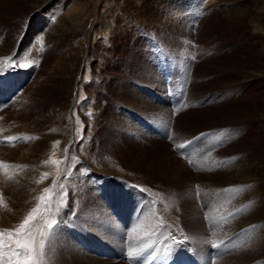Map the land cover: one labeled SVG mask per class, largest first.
<instances>
[{"label": "rangeland", "instance_id": "rangeland-1", "mask_svg": "<svg viewBox=\"0 0 264 264\" xmlns=\"http://www.w3.org/2000/svg\"><path fill=\"white\" fill-rule=\"evenodd\" d=\"M8 1L9 9L0 7V59L10 58L9 65L17 66L0 64V82L6 80L8 85L6 93L0 90V162L26 167L0 165V209H9V222L0 229L18 226L40 203L37 198L48 195L44 190L57 185L48 204L51 211L33 226L39 241V231H48L45 221H57L45 240L44 259L49 258L53 235L66 229L63 232L77 238L73 220L78 208L71 182L86 178L88 171L106 172L105 182L118 183L117 196L126 194L120 191L125 187L137 191L140 185L135 182L142 184L143 168L130 166L127 153H139L138 143L165 144L172 158L196 170L215 169L223 160L235 157L251 159L264 169V0L252 4L231 0L225 8L224 0H170L169 14L159 0H141L144 5L138 0H55L40 11L33 9L34 0ZM77 1H83L82 8ZM79 8L85 13L78 20L67 17L70 9ZM222 8L232 17L222 14ZM58 28L60 32L53 33ZM23 62L32 66L19 67ZM113 115L118 123L113 122ZM124 123L132 129L126 130V136L122 134L129 149L122 141L111 145L106 138L107 128L122 129ZM63 129L69 131L60 133ZM45 134L55 138H45ZM7 137L24 139L9 142ZM180 144L186 147H176ZM210 154L216 155L213 161H221L194 160ZM91 156L103 158L101 170L91 163ZM189 160H193L191 164ZM196 179L194 185L201 184L202 176ZM143 186L136 194L152 200L149 204L155 210L150 224L161 232L160 226L171 220L165 222L156 210L158 193ZM168 190L173 194L177 189ZM177 202L170 207L171 211L177 207L179 214L195 207L183 206L182 199ZM174 219L184 229L182 216L174 214ZM207 221L203 225L208 227ZM172 237L174 233L165 239ZM186 237L183 232L175 240ZM207 239L211 243L217 240L211 234ZM59 240L57 236L53 241L55 249L60 247ZM124 240L128 247L129 236ZM144 240L142 235L137 239L140 248L150 242ZM150 244L146 245L149 251H135L133 260L131 255L125 258L129 251L123 258L114 256L109 248L97 254L103 259L101 264L119 259L145 264L150 253L157 254ZM185 257L194 258L191 254ZM44 259L42 263L47 264ZM211 259L209 264H259L254 262L259 258L251 256L225 262ZM4 263L15 264V259Z\"/></svg>", "mask_w": 264, "mask_h": 264}, {"label": "bare ground", "instance_id": "bare-ground-1", "mask_svg": "<svg viewBox=\"0 0 264 264\" xmlns=\"http://www.w3.org/2000/svg\"><path fill=\"white\" fill-rule=\"evenodd\" d=\"M7 1L8 0H0V7L4 10L9 9L7 8L9 1ZM54 1L55 0H34L32 6L34 10L37 9L40 11L42 8L46 10L48 7H51L50 5L53 4ZM140 1L141 0H138L139 4ZM159 1L160 4H162L161 6H164L165 11L169 14V12H171V1ZM224 1L227 3L224 8L228 7L229 3L231 4V0ZM253 1L255 0H248L250 4H252ZM46 3L49 6H46ZM173 3H175V1ZM77 4L82 8L83 1H77ZM84 4L87 3L85 2ZM140 5L144 4L141 3ZM81 8L78 10L70 9L67 13V17L69 16L74 20H78L79 16L85 13V9ZM222 14L230 18L232 17L230 11H224V9ZM232 15L234 17L235 14L232 13ZM56 32H60L59 28L56 31L54 30L53 33ZM87 47L88 46H86V48ZM6 84V80H1L0 90L2 89L5 93L8 86ZM109 108L110 107H108V109ZM115 119L116 116L113 115L112 120L116 123L117 121ZM109 126L111 127L112 125ZM69 129H63L59 132L66 134ZM134 129L135 128H133V130ZM126 130H128V133L132 130L128 129V126L126 127V123L123 124L122 129L119 126L107 128V131L104 129V132H107L106 138L110 139L108 143L111 142L112 145L117 144V142L121 143L120 141H122L123 144L124 140L122 134L126 136ZM52 135L53 134H45V138H55ZM142 143H138L140 147L137 146L141 149L139 153L132 154L131 151L127 153L128 163L132 167L142 166V175H140L139 179L144 186L141 183H135L158 193L159 203H156V210L159 211L158 214L162 215L165 222L171 220L170 223H166L162 227L160 226L159 230H161V232L158 231V228L155 229L153 223L150 224L152 211L155 209H151V204L149 203H151L152 200L148 198V195L136 194L140 186L136 187L137 191L132 192L125 187L120 191L126 194L120 195L118 193L117 196V191L119 190L117 186L118 183L112 185V183L105 182L104 180L106 178H104V176L108 175L106 172L105 174L100 173L102 175L101 177L97 172L88 171L85 175L86 178L81 177L80 180L76 179L74 183L71 182V186L74 187L73 190L76 191V194L74 193L75 198H73L74 206L78 208L74 212L77 213V215L74 216L76 219L73 220L74 228H76L75 232L78 233L77 238L75 235L72 237L73 234L71 232H69V234L68 232H63L66 229H63L61 233L55 237L53 235V241L56 240L57 236L59 237L60 240L58 245L60 247L55 249V247H53L55 244L53 245L54 242L52 241V245H50L51 247L47 253L49 254V256L47 255L49 258L47 259L46 257L44 262L46 261L47 264H101L103 259L100 258L98 254L102 255L103 253H98L99 251L103 250L104 252V250L109 248L115 251H113L114 256L117 257L120 255V258H123L127 251L130 253L135 251L136 253L149 251L150 247L148 248L146 245L151 243L149 246L155 245L153 247V252L157 254L150 253L145 260V264H165L169 260H174L178 264H209L211 258H215L216 260L223 258L224 261L229 258L237 259L238 256H251L253 259L259 258V260L255 259L254 262L257 261L259 264L264 263V195H260L264 194V169L262 165L260 166V163H254L251 159H241L239 156L237 160L234 156L235 158L223 160L222 165L215 169L208 167L207 169L196 170L188 166L185 161L172 158L165 144L158 145V142H151L145 145ZM124 146L126 149L128 148L126 143H124ZM144 152L147 154L144 155ZM215 157V154H210L205 158H194V160L211 162ZM219 159L216 161L214 160L212 163L217 164L221 161ZM102 160L103 158L101 156L97 157V159L93 157L91 163H94L95 167L101 170ZM197 176H202L201 184L194 185L193 181L197 180ZM208 179H211L210 183H202L203 180L207 181ZM124 181L125 180H121L120 182L124 184ZM251 182L253 183L251 184ZM31 185L33 187V184ZM197 186H199L198 189ZM169 188H176L177 190L172 194L171 192H173V190H168ZM228 188V192L224 193ZM160 191L162 192L160 193ZM163 191L166 193L163 194ZM133 192H135V194ZM169 194L171 196L167 198ZM112 197L115 199H112ZM181 199L184 202V205L181 204V206L192 204L195 207L190 211L186 210L187 208L183 209L181 214L176 211L177 207L176 210L171 211L170 204L172 205V203L180 201ZM143 205L145 206L143 207ZM202 209L205 210L206 215ZM8 210L9 209H0V226L2 225V227H5L9 222L7 217L9 213ZM173 213L178 216L180 215V217L182 216L184 229L180 228V225H177L178 223L175 224L176 221ZM232 213H235V215H232ZM206 219L209 220L207 221L209 223L208 227L207 224L203 225V221H206ZM218 222H220L221 225H217ZM183 232L184 235L186 234L187 236L186 239L175 240L180 239L181 233ZM172 233L175 235L174 238L172 237L173 239H165L170 237ZM210 234L216 237V242H209L207 236ZM127 235L129 236L128 242L130 243L128 247L124 243V238ZM141 235L143 239H145L143 243H145L146 240L150 241L142 248H140L141 241L137 243V239H139ZM155 240H158V242L162 241V249H160L158 242L153 244ZM214 245H218V247ZM213 247L216 248V251H212ZM155 249L158 250L155 252ZM163 249L172 250L173 252L164 254L162 252ZM56 250V258L53 257L52 261V254ZM93 251L95 253H93ZM130 253H126L125 258L126 256H130ZM188 254H191L194 258L185 257ZM133 257L134 256L131 255L132 260ZM195 259H197V261H195ZM124 261L120 259L115 261L110 260L109 263L128 264L129 262ZM41 264L43 263L41 262ZM224 264L233 263L228 262ZM234 264L250 263L235 262Z\"/></svg>", "mask_w": 264, "mask_h": 264}, {"label": "snow or ice", "instance_id": "snow-or-ice-1", "mask_svg": "<svg viewBox=\"0 0 264 264\" xmlns=\"http://www.w3.org/2000/svg\"><path fill=\"white\" fill-rule=\"evenodd\" d=\"M10 58L0 59V64L4 67L17 66L9 65L7 62ZM194 59V57H193ZM19 67L27 68L32 65L28 62L18 63ZM190 105H183L187 107ZM177 111H180L178 108ZM24 139V137H7L9 142ZM188 143H191L189 141ZM178 148H185V144L177 145ZM191 164L192 161L189 160ZM3 165V162H0ZM5 167H26L23 165H3ZM47 175V174H45ZM57 185H53V189H45L44 192L48 195H41L37 199L40 201L35 208L31 209L28 215L21 221V223L12 229H0V264H4L5 260L11 262L15 259V264H41L44 259L45 240L51 234L53 226L57 224L56 220L51 222L45 221L47 232L40 230V239L37 241L36 234L33 232L34 222L38 219H43L46 212L51 210L48 204L52 203V195ZM199 186H197V189ZM239 211V210H238ZM235 215V213H232ZM218 247V245H214ZM130 255L135 256V252Z\"/></svg>", "mask_w": 264, "mask_h": 264}]
</instances>
